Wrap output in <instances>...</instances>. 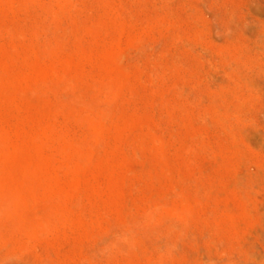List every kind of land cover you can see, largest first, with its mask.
<instances>
[{"label": "rangeland", "instance_id": "1", "mask_svg": "<svg viewBox=\"0 0 264 264\" xmlns=\"http://www.w3.org/2000/svg\"><path fill=\"white\" fill-rule=\"evenodd\" d=\"M68 1L0 0V264L208 262L234 178L264 170L235 63L255 37L229 28L247 1ZM156 205L159 236L129 231Z\"/></svg>", "mask_w": 264, "mask_h": 264}, {"label": "bare ground", "instance_id": "2", "mask_svg": "<svg viewBox=\"0 0 264 264\" xmlns=\"http://www.w3.org/2000/svg\"><path fill=\"white\" fill-rule=\"evenodd\" d=\"M247 3L246 5L248 6V9H250L247 14L246 17L243 16L242 19H240V21L238 23L235 24L234 20H231V24L229 26V28H233V30H237L243 34H249L251 33L254 37H255V41L253 42V46L251 47H242V51L241 52V56L240 59L237 57V59L239 60H235L236 65L238 66L237 69L239 70V78L240 82L244 85V87L246 88V95H243L242 99V106L245 105H250V108L252 111H254V114L257 115V120H248L245 123L241 129L242 135L244 137V139H253L258 143L259 146H264V0H246ZM58 2V1H57ZM64 2V1H63ZM67 2H69L67 0ZM68 4V3H67ZM53 6V5H52ZM46 8V7H45ZM64 8V7H63ZM66 8V7H65ZM64 8V9H65ZM52 10V9H51ZM62 13V12H60ZM46 14V13H44ZM58 15V14H57ZM259 17L258 21L254 20L253 17ZM61 17V16H60ZM59 17V18H60ZM234 17V16H231ZM47 18V17H46ZM233 19V18H232ZM252 19V22L255 21V23L257 24L256 28L254 29L253 26V30H252V25L250 20ZM257 19V18H256ZM251 24V26H250ZM255 24V25H256ZM41 30V29H40ZM229 30V29H228ZM42 31V30H41ZM230 34V33H229ZM250 34V35H251ZM138 41V40H136ZM251 42V41H249ZM46 44V43H45ZM52 44V43H50ZM49 44V46H50ZM235 47V46H234ZM239 51V50H238ZM48 52V51H47ZM239 53V52H238ZM231 56V55H230ZM117 60V59H116ZM230 61V60H229ZM232 61V60H231ZM234 63V64H235ZM230 64V63H229ZM232 64V63H231ZM164 65V64H163ZM153 66V65H152ZM234 67V66H233ZM236 67V66H235ZM153 68V67H152ZM160 68V66H159ZM232 69V68H231ZM160 70V69H158ZM157 70V71H158ZM236 71V70H235ZM233 71V73L235 72ZM152 72H155L152 70ZM232 72V71H231ZM238 73V72H237ZM66 77V76H65ZM239 84V83H238ZM59 86V85H58ZM110 87V86H109ZM175 87V86H174ZM95 89V88H94ZM107 89V88H106ZM109 90V89H108ZM112 90V89H111ZM103 92H105V90H103ZM91 93V92H90ZM97 93V92H96ZM173 93V92H172ZM104 94V93H103ZM99 95V94H98ZM108 95V94H107ZM73 97V96H72ZM110 97V96H109ZM102 98V97H101ZM242 101V100H240ZM76 104V103H75ZM106 105V104H105ZM241 105V103H240ZM82 106V105H81ZM107 106V105H106ZM96 108V107H94ZM98 108V107H97ZM246 108V107H245ZM91 110V109H90ZM247 110V109H246ZM245 110V111H246ZM104 112V111H103ZM102 113V112H101ZM105 113V112H104ZM252 113V112H251ZM249 111V114H251ZM77 114V113H76ZM90 114V113H89ZM95 114V113H94ZM98 114V113H97ZM95 114V116L97 115ZM104 115V114H103ZM107 115V112L106 114ZM248 115V113H247ZM255 115V116H256ZM87 116V115H86ZM92 116V115H91ZM227 116V115H226ZM98 117V116H96ZM107 117V116H106ZM246 117V116H245ZM81 118V117H80ZM90 118V115H89ZM93 118V117H92ZM95 118V117H94ZM108 118V117H107ZM227 118V117H226ZM227 120V119H226ZM99 121V120H97ZM229 121V120H228ZM245 121V120H244ZM242 123V124H243ZM227 123H225L226 125ZM241 126V125H240ZM241 128V127H240ZM229 129V128H228ZM50 131V130H49ZM242 139V138H240ZM94 140V139H93ZM156 141V140H154ZM242 142V141H241ZM240 144V143H239ZM88 145V144H86ZM158 145V144H157ZM75 146V145H74ZM85 146V144H84ZM90 147V145H89ZM234 147V146H233ZM242 147V146H241ZM79 148V147H78ZM83 148H86L83 147ZM83 148L81 149L83 151ZM88 148V147H87ZM188 148V147H187ZM186 148V149H187ZM80 149V148H79ZM190 150V149H189ZM137 151V150H136ZM85 152V151H84ZM83 153V152H82ZM87 153V152H86ZM186 153V152H185ZM189 153V152H188ZM187 153V154H188ZM244 153V152H243ZM80 155V154H79ZM84 155V154H83ZM89 155V154H88ZM237 155V154H236ZM231 156V155H230ZM81 157V156H80ZM243 159V158H242ZM78 160V159H77ZM231 162V161H230ZM258 162V161H257ZM234 164V163H233ZM238 164V163H237ZM236 164V165H237ZM256 164V163H255ZM232 165V164H231ZM235 165V166H236ZM239 165V164H238ZM233 167V166H231ZM239 167V166H238ZM257 170H255L254 174H249V173H244V177H235L234 181H233V186L235 187V189L237 190L235 192V196L237 197V206H236V210H232L235 211V214H233L232 212H228L227 207H225L227 209L224 210L225 212H228L226 214H223V217L226 218V225H228L229 229L227 231L228 235L225 236L223 235L220 231H219V225L216 223L214 224V226H212V228L215 230V233L213 234V236L211 237V242L212 244L216 245V248L218 250V254H222L224 257H227L226 260L223 256H222V260L221 258L218 256V254H215L214 256H212V258L208 261V262H204V263H198V264H264V203L259 202L258 200H260L258 198V200L256 199H252L250 197V194L252 195V191L250 192L249 188L251 189L252 186L256 185L257 183L259 184L261 182L260 185L264 184V170L261 169L260 166H257ZM235 168V167H233ZM232 169V168H231ZM230 169V170H231ZM166 170V169H165ZM233 171V170H232ZM221 172V171H220ZM236 173V171H235ZM253 173V172H252ZM195 175V174H194ZM232 176V175H231ZM236 176V175H235ZM179 178V177H178ZM196 178V177H195ZM199 178V177H198ZM170 180V179H169ZM197 180V179H196ZM203 179H201L200 181H202ZM209 181V180H208ZM207 181V182H208ZM174 182V180H173ZM179 182V181H178ZM180 182L182 183V181L180 180ZM205 182V181H204ZM206 182V183H207ZM176 183V182H175ZM192 183V181H191ZM190 183V184H191ZM188 184V183H187ZM193 184V183H192ZM203 184V183H202ZM227 184V183H226ZM178 185V184H176ZM183 185V184H182ZM212 185V184H211ZM232 185V184H231ZM15 186V185H14ZM202 186V185H201ZM226 186V185H225ZM232 186V187H233ZM26 187V186H25ZM176 187V186H174ZM178 187V186H177ZM185 187V186H184ZM259 187V186H258ZM262 187V186H260ZM24 188V187H23ZM204 189V187H202ZM230 188V187H229ZM263 188V187H262ZM261 188V189H262ZM183 189V188H182ZM200 189V187L198 188ZM233 189V188H232ZM196 190V189H195ZM249 190V191H248ZM255 190V189H253ZM260 190V189H258ZM264 190V189H263ZM178 191V190H177ZM176 191V192H177ZM181 191V190H180ZM261 191V190H260ZM28 192V191H27ZM179 192V191H178ZM225 192V191H224ZM250 194H249V193ZM256 192V191H255ZM174 193V192H173ZM185 193V192H184ZM264 193V192H261ZM7 194V193H6ZM27 194V193H26ZM194 194V193H193ZM198 194V192L196 193ZM200 194V193H199ZM22 195V194H21ZM234 195V194H233ZM257 195V194H256ZM27 196V195H26ZM25 196V197H26ZM178 196V195H177ZM176 196V197H177ZM222 196V195H221ZM263 196V195H262ZM4 197V196H3ZM24 197V198H25ZM165 197V196H164ZM171 197V196H170ZM178 198V197H177ZM231 198V197H230ZM256 198V197H255ZM1 199V198H0ZM166 199V198H165ZM168 199V198H167ZM227 199V198H226ZM236 200V199H235ZM168 201V200H167ZM264 201V200H263ZM150 203V202H149ZM208 203V202H207ZM234 203V202H233ZM201 204V203H200ZM231 204V203H230ZM229 204V205H230ZM213 205V204H212ZM233 206V205H232ZM223 207V206H221ZM165 208V207H164ZM213 208V207H212ZM219 208V207H218ZM231 208V207H230ZM150 210L143 216H141V219L138 220H132L129 222L128 220V224L129 225V231L134 229L140 228L143 232H145L146 234H150L151 232L154 234H158L155 233L154 230H157V226L159 225L156 222V218H157V205L154 206V208H149ZM132 210V209H131ZM218 210V209H217ZM4 211V210H3ZM10 211V210H9ZM223 211V210H222ZM159 212V210H158ZM221 212V211H220ZM189 213V212H188ZM205 213V212H204ZM210 213V212H209ZM1 214V213H0ZM163 214V213H162ZM212 214V213H211ZM2 215V214H1ZM160 215V214H159ZM216 215V214H215ZM212 216V215H211ZM214 216V215H213ZM218 216V215H216ZM221 216V214H220ZM139 217V216H138ZM223 217H222V221H223ZM161 218V217H160ZM209 218V217H208ZM215 218V217H214ZM219 218V216H218ZM221 218V217H220ZM44 219V218H42ZM128 219V218H127ZM164 219V218H163ZM214 220V219H213ZM220 220V219H219ZM172 221V220H171ZM198 221V220H197ZM217 221V220H216ZM221 221V220H220ZM220 221H217L218 223ZM111 222V221H110ZM169 223H171L170 221H168ZM173 222V221H172ZM215 223V222H214ZM50 224V222H49ZM168 224V223H167ZM166 224V226H167ZM112 225V224H111ZM164 225V224H163ZM172 225V224H171ZM177 225V223H176ZM170 226V224H169ZM168 226V227H169ZM174 223L172 225V228L175 229V227L177 228V226H174ZM180 226V225H178ZM182 226V224H181ZM242 226V227H241ZM243 226H245V228L247 230H245L246 232L244 233V229ZM118 227V226H116ZM160 227V226H158ZM184 227V225H183ZM182 227V230H183ZM225 227V226H223ZM222 227V222H221V229ZM240 227L243 230V234L241 235L240 233ZM112 228V226H111ZM120 228V227H119ZM163 228V227H162ZM166 228V227H165ZM170 228V227H169ZM168 228V229H169ZM185 228V227H184ZM205 228V227H204ZM226 228V227H225ZM113 229V228H112ZM139 229V230H140ZM173 229V230H174ZM201 229V228H200ZM203 229V228H202ZM115 230V229H114ZM162 230V229H161ZM172 230V229H171ZM170 231V233H173ZM211 230V229H210ZM125 231L124 234H122L121 236H118L117 238L114 239H110V243L107 240V244H111L112 246H117V245H128V240L129 237L132 239V237L134 235H137L136 233L132 236H130L129 234ZM134 231V230H133ZM136 231V230H135ZM166 231V230H165ZM226 231V230H225ZM120 232V231H119ZM140 232V231H139ZM163 232V231H162ZM168 232V230H167ZM175 232V230H174ZM178 232V231H177ZM107 233V232H106ZM110 233V232H109ZM112 233V232H111ZM144 233V234H145ZM165 233V232H164ZM179 233V232H178ZM187 233V232H186ZM113 234V233H112ZM116 234V233H115ZM120 234V233H119ZM153 234V235H154ZM167 234V233H165ZM176 234V233H175ZM175 234H173L175 236ZM207 234V232H206ZM129 235V236H128ZM143 235V233H142ZM152 235V236H153ZM164 235V234H162ZM169 234H167L168 236ZM172 235V234H171ZM193 235V234H192ZM109 236V235H108ZM114 236V234H113ZM128 236V237H127ZM159 236V235H157ZM167 236L165 235L164 237L167 239L164 240L166 241V244H162V247H160L159 249L163 248V246L165 245L164 249V256H167V254L169 253V250L171 249V245L169 247V244H171L170 240L167 238ZM178 236V234L176 235ZM181 236V235H180ZM120 237V238H119ZM138 237V236H137ZM140 237V236H139ZM138 237V238H139ZM142 237V236H141ZM140 237V238H141ZM162 237V236H161ZM173 237V236H172ZM209 237V238H210ZM109 238V237H108ZM145 238V237H144ZM157 238V237H156ZM183 238V237H182ZM198 238V237H197ZM205 238V237H204ZM106 239V238H105ZM151 239V238H150ZM160 239V238H158ZM176 239V238H175ZM196 239V238H195ZM104 240V239H103ZM102 240V241H103ZM144 240V239H143ZM157 241V240H155ZM154 241V242H155ZM184 241V240H183ZM159 242V240L157 241ZM170 242V243H169ZM104 243V242H103ZM148 243V241L146 242ZM162 243V241L160 242V244ZM197 243V242H196ZM208 243V242H207ZM156 244V243H155ZM154 244V245H155ZM211 244V245H212ZM213 245V246H215ZM106 246V245H105ZM109 246V245H108ZM113 246V247H114ZM151 246V245H150ZM161 246V245H160ZM173 246V245H172ZM210 246V245H209ZM110 247H108V249L110 250ZM106 248V247H105ZM175 249V247H172ZM212 248V247H211ZM215 248V247H214ZM221 252H220V250ZM127 249V248H126ZM207 249V248H205ZM104 250V249H102ZM136 250V249H135ZM171 250V251H172ZM216 250V249H215ZM214 250V251H215ZM101 251V250H100ZM124 251V249H123ZM153 251V250H152ZM162 250H160L159 252L163 254V252H161ZM207 251V250H206ZM212 250L208 251L211 252ZM212 251V252H214ZM108 252V251H107ZM173 252V251H172ZM171 252V253H172ZM102 253V252H101ZM170 253V254H171ZM157 254V253H156ZM155 254V255H156ZM161 254V256H163ZM168 254V255H170ZM207 254V253H206ZM207 254V256H209ZM120 255V254H119ZM169 257V256H168ZM211 257V256H210ZM220 259H219V258ZM207 258V257H206ZM156 259V258H155ZM154 259V260H155ZM189 259V258H188ZM163 260V259H162ZM193 260V259H192ZM224 261V262H223ZM187 263V262H186ZM45 264V263H44ZM154 264V261H153ZM158 264V263H157ZM160 264V263H159Z\"/></svg>", "mask_w": 264, "mask_h": 264}]
</instances>
